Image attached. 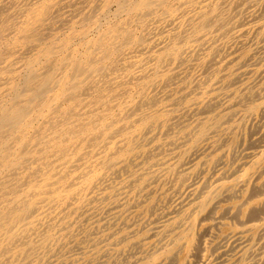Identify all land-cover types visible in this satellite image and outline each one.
<instances>
[{"label": "bare ground", "instance_id": "bare-ground-1", "mask_svg": "<svg viewBox=\"0 0 264 264\" xmlns=\"http://www.w3.org/2000/svg\"><path fill=\"white\" fill-rule=\"evenodd\" d=\"M229 238L264 264V0H0V264Z\"/></svg>", "mask_w": 264, "mask_h": 264}, {"label": "rangeland", "instance_id": "rangeland-1", "mask_svg": "<svg viewBox=\"0 0 264 264\" xmlns=\"http://www.w3.org/2000/svg\"><path fill=\"white\" fill-rule=\"evenodd\" d=\"M216 233H212L210 236H207L206 238H208V240H210V241H214V242H216V241H220V239H221V237H219L218 236V234H216ZM226 241V242H225ZM231 241H234V239H232V238H229V239H227V240H224V241H222L221 242V246H222V248H220L219 247V249L217 250V251H214V252H212L213 254H211V260H213L214 258H216V255H217V258L216 259H219V260H213V262H214V264L216 263V264H234L235 262V258L238 256V254L240 253V249H241V247H240V245L238 244V243H232ZM226 243V244H225ZM231 243V244H230ZM223 244V245H222ZM229 244H230V246H229ZM225 245V246H224ZM239 245V246H238ZM228 246V247H227ZM234 246H235V248H234ZM230 247L231 248H233L232 250L230 249ZM236 247H238V248H236ZM229 248V252H228V249ZM223 250H227L226 252L224 251V252H222ZM232 252H231V251ZM234 250V251H233ZM240 250V251H239ZM238 252V253H237ZM225 253V254H224ZM232 254V255H229V254ZM237 253V254H236ZM220 254V255H219ZM229 255V256H228ZM221 256H222V258H221ZM227 256V257H226ZM225 258V259H224ZM226 260V261H225ZM218 261V262H217ZM223 261V263H221ZM225 261V262H224Z\"/></svg>", "mask_w": 264, "mask_h": 264}]
</instances>
